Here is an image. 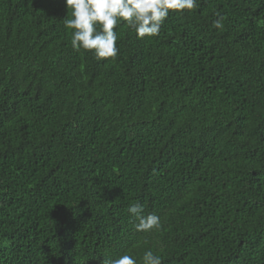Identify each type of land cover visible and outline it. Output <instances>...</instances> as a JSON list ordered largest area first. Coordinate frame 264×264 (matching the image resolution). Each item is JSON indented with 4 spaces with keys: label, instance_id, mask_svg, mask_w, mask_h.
Listing matches in <instances>:
<instances>
[{
    "label": "trees",
    "instance_id": "trees-1",
    "mask_svg": "<svg viewBox=\"0 0 264 264\" xmlns=\"http://www.w3.org/2000/svg\"><path fill=\"white\" fill-rule=\"evenodd\" d=\"M65 18L0 0V264H264V0H197L143 39L118 23L115 58Z\"/></svg>",
    "mask_w": 264,
    "mask_h": 264
},
{
    "label": "clouds",
    "instance_id": "clouds-1",
    "mask_svg": "<svg viewBox=\"0 0 264 264\" xmlns=\"http://www.w3.org/2000/svg\"><path fill=\"white\" fill-rule=\"evenodd\" d=\"M71 18L64 19L66 28L73 29V49L93 50L97 59L118 55L116 25L126 22L138 38L154 37L169 16L170 10L183 12L197 7V0H65ZM223 17L213 21V27L223 29ZM128 212L135 217L137 232H150L161 227L160 217L154 213L144 215L143 206L132 204ZM85 264V261L82 262ZM101 264H138L129 253L114 259H103ZM140 264H162V258L152 250L144 252Z\"/></svg>",
    "mask_w": 264,
    "mask_h": 264
}]
</instances>
